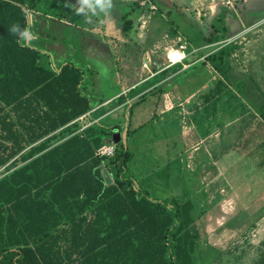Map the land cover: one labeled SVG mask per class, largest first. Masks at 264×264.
<instances>
[{
    "label": "trees",
    "instance_id": "1",
    "mask_svg": "<svg viewBox=\"0 0 264 264\" xmlns=\"http://www.w3.org/2000/svg\"><path fill=\"white\" fill-rule=\"evenodd\" d=\"M38 7V0H0V168L20 153L28 160L0 177V264H195L192 190L179 191L168 173L137 184L125 137L112 155H95L119 126L98 120L80 130L76 119L93 108V97L81 66L66 60L52 67L26 41L28 10ZM263 17L264 9L246 12L244 21ZM200 63L215 76L202 102L225 97L239 114L242 99L226 80L223 50Z\"/></svg>",
    "mask_w": 264,
    "mask_h": 264
},
{
    "label": "rangeland",
    "instance_id": "2",
    "mask_svg": "<svg viewBox=\"0 0 264 264\" xmlns=\"http://www.w3.org/2000/svg\"><path fill=\"white\" fill-rule=\"evenodd\" d=\"M38 3V10L30 9L36 18L33 25H29L27 33L38 34L46 42L38 32V16H46L45 12L50 13L48 10L54 11L49 18V34L61 40L64 51L70 54L68 59L82 69L86 67L82 61L79 62L82 57L79 53L80 28L99 26L101 14L106 12L116 16L111 19H114V25L121 26L119 36H109L102 27H98V32H94L98 36L95 41L100 48H106L101 54H111L114 58L112 67H120L123 59L133 70L132 76L135 75L136 80L144 77L153 67V70H157L163 64H170L167 54L172 49H181L184 55L182 62L187 65L184 67L194 65L189 71L194 74L193 81L200 84L214 74L209 65L200 63L201 60L223 50L230 83L264 119V17L249 23L244 21L246 12L255 13L264 9V0H84L85 6H68L70 10L62 7L67 6L62 0H38ZM150 5L155 8L151 9ZM215 23L218 30L213 25ZM219 34L221 37H217ZM147 56L151 63L146 67L143 63L147 62ZM181 67L182 63H174L163 73L169 76ZM187 75L180 80L169 76L152 90L154 94L167 93L163 98L160 95L158 98L168 108L166 119L160 123L157 113L151 114L145 109L150 104L144 102L150 89L141 92L142 86H137L129 93L114 96L111 93L115 91L112 84L116 76L108 73V77L102 81V88L110 94L94 102V117L102 115L118 124L116 130L121 135L125 134L126 145L131 146V150L140 148L141 151L145 143H149L150 158L143 159V153H139V159L135 158L134 163H129L133 165L136 179L141 178L140 174L145 180L149 177L155 179L156 168L169 158L162 157L164 146L170 153L175 150L174 140L178 138L179 131H190L186 124L185 107L193 99L182 88V85L185 86L182 82L190 80ZM131 80L134 81V78L128 81ZM136 113L144 116L138 117ZM132 116L135 118L132 119ZM158 125L162 127L166 143L158 140ZM170 126L171 131L168 129ZM257 162L258 159L248 157L245 161L248 175L231 176L233 179L228 183H219L214 176L208 184L205 181L201 185L191 182L189 187L197 204L195 227L200 233L195 264H259L264 256V166L259 167ZM102 170L105 175V170L109 171L107 167ZM110 175L107 173L106 181H111ZM176 177L174 180V176H171L178 190L182 191L185 181ZM203 179L206 180V176ZM235 190L245 197H242V201L246 206L243 208L238 203L232 204V200L224 201L227 202L225 205L228 204L227 207L224 205L225 210L231 212L223 214V200L233 195Z\"/></svg>",
    "mask_w": 264,
    "mask_h": 264
},
{
    "label": "crops",
    "instance_id": "3",
    "mask_svg": "<svg viewBox=\"0 0 264 264\" xmlns=\"http://www.w3.org/2000/svg\"><path fill=\"white\" fill-rule=\"evenodd\" d=\"M62 1L65 5L70 7H83L86 5L84 4V0ZM32 15L33 14L31 13V18L29 20V25L31 26L33 25V19L36 18ZM44 15H46L44 16V18L38 16L40 23L38 32L41 36L43 35V38L46 39V42L41 40L38 34L32 33L26 34V41L32 46L39 49L42 53L48 55L51 66L56 67L60 63L69 60L68 58L70 57V54H67V52L64 51L65 48H63V46L61 45V40L56 35L49 34L50 15ZM134 15V18H136L137 13ZM113 16L114 15L108 14L107 12L102 13V18H100L101 24L99 26H94L92 29L81 27L80 33H78L80 34L79 53L82 56L81 58H79V62L82 61V63L86 67L85 69H83L82 85L85 86V91L87 92V94H90L93 97V102L97 101V99L101 96L110 94L107 93L105 88H102V81L103 79L108 77V73H111V76L113 73L116 76L115 80L112 79L114 82V84H112V88L114 87L115 91L112 92L111 95L119 96L121 94L129 93L130 89H134L137 86H142L141 92L150 89V93L144 101L150 104L147 105V108L145 109H147L151 114L157 113V120L160 123V121L166 119L168 114L166 111L168 110V108H166L165 102L159 101L158 98L159 95L161 98H163V96L167 93L166 91H164L160 94H154L152 93V90L157 84H161L163 83V81L167 80L169 76H172L174 79L180 80V78H183V76H186L188 74L190 78V80L185 79V81L182 82V84L185 83V86L182 85V88L185 89V92L190 96V99H193L185 107V112L187 114L186 124L189 126L190 131H179L178 138L174 140V143H176L175 150H171L170 153V150H168L167 152V148L166 146H164V152H161L162 157L164 155L165 158H169L162 165L156 168L157 175H165L166 173H168L170 177L172 175L174 176V180L177 179L176 176H179L180 180L185 181L184 185L191 190V188L189 187L191 185V182H196L197 185H201V182H206L208 184V182L211 183V181L209 180L212 178V176L216 177L215 179L219 183H228L233 179L231 176L248 175L247 171H245V169H247L245 161H247L248 157L258 159L259 162H257V164L262 168L264 166V119L254 108H252V106L247 101H245L239 95V93H237L238 91L236 90V88H234V86H232V83H230L231 79L229 72L227 73L228 78H226V80L230 83L231 88L234 90V92L242 99V105L238 104L237 107L239 109V114L235 115H232L231 109L234 105H236V103H233V106L231 105V103L226 104L224 102L226 100L225 97L219 100L216 104H214L213 101L202 102V98L200 96L211 87L215 76L213 74L210 79H205L201 81L200 84L199 81H193L194 74L190 73L189 70L194 67V65L190 66V68H185V64H183L182 61L178 62L182 63L183 67L179 68L177 71L171 73L168 76L166 75V72L163 73V71L168 69V67H171L172 65L163 64L157 70H153V67V69L150 70L144 77H140L139 80H136L135 75L132 76L133 70L131 71L130 67L127 65V62L123 59H121L122 62H120V67H112L114 58H112L111 54H101L103 50H106V48H104L105 46H102V48H100V45H98L95 41L98 39V36L94 32H98V27H102L105 34L109 36L113 35L118 38L121 26L119 28V25L113 24L114 19H111ZM43 27L45 29V33H43ZM122 41L126 42V40ZM146 59L148 61L144 63L150 64V57L147 56ZM193 62L194 61H192V63ZM147 64L145 65L146 67ZM205 66H208V64H206ZM135 73L138 72L135 71ZM133 78L134 81H128ZM157 79L158 81H156ZM94 106L89 111V113L84 114L76 119L79 123H81V127H87L98 120H107L109 122H113L102 115L94 117ZM241 110H243L244 112L243 115L241 113ZM252 114L254 115L253 118H251ZM142 115V113H139V115L137 114L138 117ZM242 117L248 118L253 121L252 123H250V125H246V119H242ZM134 118L135 117L132 116V119ZM159 126L160 125H158V129L160 133L158 136V140L162 141V143H166V137L164 135V132L161 130L162 127L159 128ZM187 128L188 127H186V129ZM168 129L171 131L172 126H170ZM115 132H117L116 129L114 133ZM236 135H239L240 138H236ZM47 137L43 138L42 140L46 139ZM105 140L107 141V139ZM148 144V142L147 144L145 143L141 151L140 148L131 150V146H129V149L133 153V159L129 163H134L135 158L139 159V153H143V159L150 158V150L147 147ZM21 154L22 153L18 154L4 167L0 168V177L28 162V160H21ZM129 163L128 167L130 169V174L137 182V184L142 186L147 185V183L150 181V177L145 180L140 174L141 178L136 179V174H134L135 171L132 170L133 165H130ZM105 171L106 175L107 173L108 175H110L109 171ZM103 174L105 178H107L104 172ZM205 176L206 180L203 179V177ZM110 177L112 180L111 175ZM174 180H172L173 183ZM107 182H109V180H107ZM244 182L245 181H242V183ZM238 186L240 187V185ZM236 191L237 190L234 191V194L236 193L235 195L230 194L228 198H224L221 206V211L223 214L231 212V210H225V206L227 207L228 204L225 205V203L227 202L224 203V201L228 200V202H230L232 200V204L238 203L239 206H243V208L246 206V204H244L242 201V197H245L240 196V194H238ZM235 199L237 200V202H235Z\"/></svg>",
    "mask_w": 264,
    "mask_h": 264
},
{
    "label": "built area",
    "instance_id": "4",
    "mask_svg": "<svg viewBox=\"0 0 264 264\" xmlns=\"http://www.w3.org/2000/svg\"><path fill=\"white\" fill-rule=\"evenodd\" d=\"M150 8H155L154 5H150ZM31 18V13L29 12L28 10V20H30ZM173 52H180V55H178V53L176 54V58H175V61L173 62L169 57H168V54H167V57L169 59V63L172 65L174 63H178V62H181L182 59L184 58V55H183V52L181 49H176V50H173ZM148 61V60H147ZM147 63H144V65H146ZM84 127H81V129H83ZM112 136V135H111ZM115 145H116V141L110 137L109 140H107L103 145H101L99 148H97L95 150V155L99 158H103L105 156H110L114 153V148H115Z\"/></svg>",
    "mask_w": 264,
    "mask_h": 264
},
{
    "label": "water",
    "instance_id": "5",
    "mask_svg": "<svg viewBox=\"0 0 264 264\" xmlns=\"http://www.w3.org/2000/svg\"><path fill=\"white\" fill-rule=\"evenodd\" d=\"M111 137H112V138L116 141V143H117V142H119L122 138L124 139L125 134H122V135H121V133H119V132H115V133L112 134Z\"/></svg>",
    "mask_w": 264,
    "mask_h": 264
},
{
    "label": "bare ground",
    "instance_id": "6",
    "mask_svg": "<svg viewBox=\"0 0 264 264\" xmlns=\"http://www.w3.org/2000/svg\"><path fill=\"white\" fill-rule=\"evenodd\" d=\"M178 53V55H180V52H173V51H171V52H169V58L174 62L175 61V58H176V54Z\"/></svg>",
    "mask_w": 264,
    "mask_h": 264
}]
</instances>
